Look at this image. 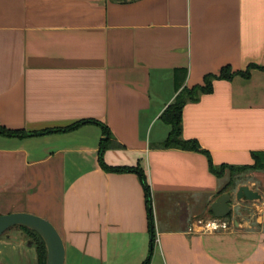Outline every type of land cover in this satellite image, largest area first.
<instances>
[{
  "label": "crops",
  "instance_id": "obj_1",
  "mask_svg": "<svg viewBox=\"0 0 264 264\" xmlns=\"http://www.w3.org/2000/svg\"><path fill=\"white\" fill-rule=\"evenodd\" d=\"M250 64L264 66V0H0V126L105 124L120 147L102 158L144 171L154 230L138 176L99 166L103 135L94 124L0 136V206L49 221L64 264H142L149 256V264H264L262 229L198 225L222 188L208 157L152 147L168 135L160 115L177 82L191 88L224 66ZM182 137L214 166L251 165V154L264 152V70L215 80L183 108ZM6 243L0 264H37L28 243L15 251Z\"/></svg>",
  "mask_w": 264,
  "mask_h": 264
},
{
  "label": "trees",
  "instance_id": "obj_2",
  "mask_svg": "<svg viewBox=\"0 0 264 264\" xmlns=\"http://www.w3.org/2000/svg\"><path fill=\"white\" fill-rule=\"evenodd\" d=\"M251 69H262L264 66H258L255 64H250L247 66L245 71H232L229 66H224L221 68L218 74H207L203 78V83L201 85H196L191 88L186 86L180 88L181 81L177 82L176 89L177 94L173 101L165 108V110L160 115V120L169 127V132L166 139L160 144H155L152 147L155 149H178L183 151L199 152L203 153L208 157L209 170L217 178L221 179L225 171H228L229 177L226 184H224L218 195H222L226 192H232L239 186L242 180L251 174H263L264 175V152H254L251 154L253 163L251 165L245 166H232V165H221L214 166L211 163L208 152L201 149L200 145L196 140H185L182 137V111L185 105L188 103H194L199 100L202 95L209 94L213 91V82L215 80H227L230 81L235 76H240L243 78H249ZM185 77V75H184ZM184 79V78H183ZM85 124L97 125L102 132L103 137L99 143L98 151V163L101 169L105 172L114 173H134L138 176L139 181L142 185L145 194V204L147 209V221L148 227L151 232L154 230V218L152 213V201L150 186L147 181V177L144 171L138 166L134 167H112L105 164L103 160V154L105 151L120 147L119 144L111 141L112 135L109 128L98 121L95 120H83L77 121L67 126L55 129H44L40 131H23V130H10L5 127L0 126V136L6 138H17L25 139L29 137H34L38 135L52 134V133H67L76 130L78 127ZM229 214L227 218H229ZM18 228L24 232L27 236V243L33 246L35 249V254L37 256V264L46 263V248L43 240L34 231L25 227H14ZM12 229V228H10ZM9 229V230H10ZM8 230V231H9ZM150 256L142 263L149 264Z\"/></svg>",
  "mask_w": 264,
  "mask_h": 264
},
{
  "label": "water",
  "instance_id": "obj_3",
  "mask_svg": "<svg viewBox=\"0 0 264 264\" xmlns=\"http://www.w3.org/2000/svg\"><path fill=\"white\" fill-rule=\"evenodd\" d=\"M235 200L239 201H257L261 200L259 193L247 185H241L235 192ZM231 192L223 193L218 196L210 206L213 219L223 220L231 214ZM237 224V222H235ZM25 227L37 233L43 240L46 248L45 264H64L65 247L56 228L46 219L39 216L17 212L0 215V238L10 228Z\"/></svg>",
  "mask_w": 264,
  "mask_h": 264
},
{
  "label": "rangeland",
  "instance_id": "obj_4",
  "mask_svg": "<svg viewBox=\"0 0 264 264\" xmlns=\"http://www.w3.org/2000/svg\"><path fill=\"white\" fill-rule=\"evenodd\" d=\"M229 177L228 171H225L223 174V177L219 179L220 181V187H222L224 184H226L227 179ZM241 185H247L261 196V200L257 201H239L238 204H236L234 198H235V192L237 191L238 187ZM236 187L235 190L231 192L232 194V200H231V216L229 218L223 219L228 225V227H233V222L237 223H244L245 227L248 230L252 231H264V175L263 174H251L245 177L241 184ZM209 205L208 201H205L204 203L201 202L198 206L200 207V211L202 208L207 207ZM6 206H0V215L5 214L7 211L5 209ZM211 214V212H210ZM203 215V214H202ZM201 216V215H200ZM197 217L198 219H201L202 222L210 221L213 218L208 216L204 217ZM207 217V218H205ZM194 220V219H193ZM259 224V225H258ZM203 228V226H202ZM10 241L11 245H14V251L15 248L25 245H21L20 242H26L27 244V236L24 234L23 231H21L18 228H12L9 231H7L3 236L0 238V254L6 253V240ZM24 240V241H23ZM33 247V246H30ZM4 249L1 251V249ZM13 248V247H12ZM34 248V247H33ZM35 250V249H34ZM24 254L26 253V250H22ZM20 253V252H19ZM18 251L16 254H19Z\"/></svg>",
  "mask_w": 264,
  "mask_h": 264
},
{
  "label": "built area",
  "instance_id": "obj_5",
  "mask_svg": "<svg viewBox=\"0 0 264 264\" xmlns=\"http://www.w3.org/2000/svg\"><path fill=\"white\" fill-rule=\"evenodd\" d=\"M198 225L203 226L206 231L226 230L228 228V225L225 221L216 219L206 222L198 221Z\"/></svg>",
  "mask_w": 264,
  "mask_h": 264
}]
</instances>
